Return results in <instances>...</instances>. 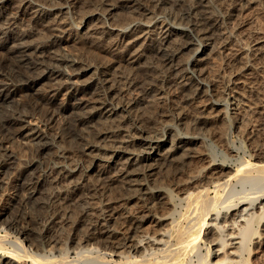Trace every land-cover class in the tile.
I'll list each match as a JSON object with an SVG mask.
<instances>
[{"label": "rangeland", "instance_id": "rangeland-1", "mask_svg": "<svg viewBox=\"0 0 264 264\" xmlns=\"http://www.w3.org/2000/svg\"><path fill=\"white\" fill-rule=\"evenodd\" d=\"M31 1L46 7L68 5V0H48L45 4L38 0ZM130 1L129 5L118 2L110 18L107 15L111 8L108 0H79L77 6L64 10L62 17L69 18L68 21L73 28L70 31L71 36L67 35L72 40L61 45L59 50L74 54L81 65H86L92 60L90 63L93 67L80 77L81 80L94 74V71L105 69L106 73L118 75L119 71L126 69L117 63L113 64V59L111 60V56L102 47L89 43L91 38L82 40L81 33L85 32L86 35L95 32L93 30L103 22L105 25L121 22L123 16L127 12L130 16L129 11L133 10L136 12V17L148 19V16L142 14V8L144 10L145 7L151 8L152 12L148 13L149 16H159L160 21L167 18L172 22L187 25L184 22V17L188 18L187 4L182 1ZM256 2L246 11L240 12L231 25L229 24L233 29H230L231 33L236 39L233 36L232 42L228 43L226 49L214 57L211 74L222 67L223 69L228 67L229 71L230 67L226 65L227 53L238 47H247L256 35H264V0H256ZM134 4L140 7L136 11L135 7H130ZM160 7L163 8V13ZM27 23V17L20 16L17 23L7 32H24L30 28ZM94 35L97 36V33ZM23 37L27 41L32 39L29 35ZM45 38L44 44L48 47L56 45L50 34L45 35ZM5 51L0 49V68L12 70L14 65L8 60ZM260 62L261 60L255 62V77L253 82L251 81L252 85L250 83L241 87L244 96L247 94L246 97L249 98L244 104L238 105V109H233L236 105L232 103L233 100L229 95H225V92H221L220 96L223 98L217 106L212 105L213 97L209 99L200 97L190 106H179L181 114L168 120L169 122L162 120L158 107L150 110L145 108L150 114H146L145 110L146 116L142 117L137 115L135 108L132 117L134 115L137 118H128L129 128L125 132L117 130L113 122L105 119L104 114H100L101 116L98 114V117L102 118V123H98L96 119L84 120L75 111H63L59 108L56 99L60 102L65 99L66 89L62 90L54 103L49 104L26 102L27 96L20 104L13 106V109L17 115L26 114L27 119L40 124L51 144L44 152L38 150L36 146L24 144L22 138L10 128L6 115L0 111V148H13L18 151L24 160L34 162L32 171L37 170L45 174V177L52 174L58 164L77 167V174L73 179L53 182L49 188L45 182L32 196L29 194L25 170L13 177L8 186L1 187L0 251L12 252L18 258V264H204V259L208 260V250L213 249L215 252L219 249L220 246L214 238L217 239L220 233L209 226L210 221L187 233L186 228L193 224L191 216L195 213L203 214L208 208V213L213 212L217 207L223 210V206L232 196L249 191L253 185L264 184V171L257 173L254 168L256 162L264 163V67ZM105 65L108 67L104 68ZM94 66H98L99 69L96 70ZM125 80L118 78L115 82L119 104H124L139 92L140 84L127 89ZM224 83L221 80L219 88H226ZM49 84L50 81L45 79L36 86L40 95L48 93ZM212 88L213 92L215 89L218 90L216 85ZM148 91L140 94V99L145 96L147 100H151V103L161 105L159 96H167L169 103H164L165 107L178 100L167 90L162 94L157 87ZM71 102L74 100L72 99ZM204 115L208 118L206 116L204 120L198 118ZM119 116L117 118L115 116V119ZM167 123L170 125L166 126ZM139 126L152 133L167 131L172 135L198 136L196 143L191 146L193 148L191 157L182 165H178L179 167L173 166L175 168L168 175L161 177L167 192L159 198H152L151 194H143L142 185L131 186L129 183L110 181L112 175L120 173L121 160L118 163H109L110 166H106L108 163L105 165L102 161L94 160L96 154L104 153L117 144L116 140L124 141L134 136L138 137ZM135 142L137 143L138 140L133 143ZM171 144V141H168L165 148H169ZM96 145L104 146L105 149L100 152L99 147H94ZM139 145H130V147L136 149ZM222 166L226 167V171H234L225 186L218 185L215 179L208 181L204 178L213 167ZM195 175L201 177L192 182ZM256 175L259 178L253 179ZM148 185L152 187L153 183L149 182ZM198 191H203L201 199L203 206L192 211L190 205L192 197ZM223 201L226 202L223 204ZM164 215L169 218L159 220ZM253 227L255 233L248 242L249 247L244 252L245 261L242 259V262L264 264V219H256ZM108 229L113 232L107 233ZM210 229H213L211 234ZM169 230L173 234L172 238L162 236L165 233L168 235ZM143 237H164L167 243L165 246L163 244L155 247L156 245L147 242L139 249H134L133 244ZM18 238L23 240L22 247ZM235 246L237 245L227 247L223 253L218 252V256H214L213 253L209 262H215L223 255L237 259L235 255L228 254L236 250ZM15 248L17 253H14Z\"/></svg>", "mask_w": 264, "mask_h": 264}, {"label": "bare ground", "instance_id": "bare-ground-1", "mask_svg": "<svg viewBox=\"0 0 264 264\" xmlns=\"http://www.w3.org/2000/svg\"><path fill=\"white\" fill-rule=\"evenodd\" d=\"M38 1L44 4L48 3V0ZM108 1L111 3L107 14L108 18L113 16V9L117 8L118 2L126 5L131 2L130 0ZM179 1L187 4L188 7H186L188 18L184 17V22L187 25L172 22L166 18V15V20L160 21L159 16H149L148 13L152 12L151 8L145 7V11L142 8V14L148 16V19L136 17V12L133 10L129 11L130 16L127 15L128 12H125L126 15L123 16L121 22L109 24L105 22L106 25L104 22L101 25L98 23L100 26H96L97 28L93 30L97 36L94 35L95 32L86 35L85 32L81 33L82 40L91 38L89 43L107 51L111 60L113 59V64L117 63L126 68L119 71L118 75L106 73L105 69L94 71V74L81 80L80 77L93 67L90 63L92 60L89 62L90 64L87 62L89 65L87 63L81 65L74 54L59 50L61 45L72 40L68 36H71L70 31L73 29L68 21L69 18L62 17V14L64 10L77 6L79 0H68V5L56 7H46L31 0H0L2 7L0 11V49L6 50L8 60L14 65L12 70L0 68V111L6 115L10 128L22 138L24 144L36 146L43 152L48 150L51 144L40 124L27 119L28 115L26 114L17 115L13 106L20 104L27 96L26 102L54 103L63 89L67 90V97L61 102L56 99L59 108L63 111H75L77 115L80 114L87 121L96 119L98 123H102L100 114H104L106 115L105 119L113 122L120 132L128 131V118H137L134 115L132 117L135 108H137V115L142 117L148 114L147 109L158 107L157 109L160 108L159 115L162 120L167 122L181 114L179 106H190L200 97L208 99L213 97L212 105H219L223 98L220 94L225 92V95H229L233 100L232 103L236 105L233 109H238V105L244 104L245 100L249 98L246 97L247 94L244 96L241 87L248 86L254 80L255 62L261 60L263 64L261 66L264 67V35H256L251 42L248 40L250 43L247 47L230 49L231 51L226 55V65L230 67L229 71L228 67H224L226 69L222 67L215 73L212 71L214 74H211V63L214 62V57L218 53H222L228 43L232 42L234 36L231 33L233 29L230 28L232 21L256 0ZM130 7H135V11L140 8L136 4ZM160 10L163 13V8L160 7ZM20 16L27 17V25L30 28L24 32H7L10 31L11 26L17 23ZM250 33L253 34L252 31ZM47 34L52 36L55 46L48 47L44 44ZM24 35L32 37L31 41L25 40ZM108 65H105L104 68ZM95 68L99 69L98 66ZM118 78L126 79L127 89L140 84L137 95L128 99L124 104H119L117 101L115 82ZM45 79L50 81L48 93L40 95L36 86ZM221 80L225 82L226 88L224 89L218 86ZM232 82L233 86L230 87ZM214 85L218 90L215 89L213 92ZM254 86H256L255 83ZM154 87H157L161 94L167 90L168 93L177 97V102L169 106L167 104L165 107L166 104L165 106L163 104L169 103L167 96H159L161 105L160 103H151V100H147L145 96L140 99V94L146 93ZM72 99L74 102H71ZM135 103L143 105L135 106ZM115 116L116 118L119 116V118L115 119ZM205 116L198 118L204 120ZM115 120L117 121L114 123ZM165 125L169 126L170 124ZM141 127L139 126L138 137L134 136L131 139H124V141L116 140L117 144L104 153L96 154L94 160L95 162L102 161L105 165L108 163L106 166L121 160L122 162H119L122 164L120 173L109 176L110 181L122 182L121 184L129 183L131 186L142 185L143 194H151L152 198H159L167 192L165 185L161 182V177L168 175L175 168L173 166L182 165L187 158L191 157L193 150L191 146L196 143L198 136L195 134L190 136L172 135L170 131V133L167 131L163 133L153 131L152 133ZM135 138L138 140L137 143H133ZM168 141H171L172 144L169 148H165ZM130 145H139V147L134 146L135 149ZM94 147H99L100 152L105 149L104 146L96 145ZM32 166H34V162L24 160L21 154L13 148H0V189L4 185L8 186L11 183L10 180L24 170L27 174L26 182L29 185L30 196L34 195L45 182L49 188L53 182L73 179L77 174V167L58 164L53 169V173L45 177V174L37 170L32 171L34 170ZM254 168L257 173H260V171H264V163L256 162ZM233 172L226 171L224 166L213 167L212 171L206 173L204 178L208 181L215 179L218 185L225 186L232 178ZM200 177L195 175L192 182L197 181ZM258 178L257 175L253 177V179ZM149 182L153 183L152 187L148 185ZM202 195L203 191H198L192 197L190 204L192 211L203 206ZM225 202L223 201V204ZM208 210L209 208L203 214L192 215L193 224L186 228L188 233L210 221L209 226L219 231L220 236L217 239L214 238V241L217 240L216 243L220 247L215 252L213 249L208 250V260L204 259V264H243L244 252L248 249V242L255 233L253 224L256 219H264V184L253 185L249 191L232 196L230 201L223 206V210L218 207L211 213H208ZM168 218L167 215H164L159 220ZM213 229H210V234ZM106 232L111 233L113 230L108 229ZM162 236L172 238L173 234L169 230L168 235L165 233ZM164 237H143L137 240L133 247L139 249L147 242L156 245L155 247H160L163 244L165 246L167 240ZM18 240L22 247L23 240L20 238ZM232 245H237L235 246L236 250L228 252V254L235 255L237 259L223 255L215 262H209L213 253H215L214 256H218V252L223 253L227 247ZM14 253H17L16 248ZM17 259L12 252L0 251V264H18ZM128 261L132 262L131 259Z\"/></svg>", "mask_w": 264, "mask_h": 264}]
</instances>
